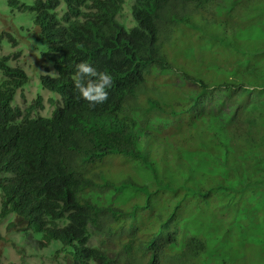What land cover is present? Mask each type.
I'll list each match as a JSON object with an SVG mask.
<instances>
[{
  "label": "trees",
  "instance_id": "16d2710c",
  "mask_svg": "<svg viewBox=\"0 0 264 264\" xmlns=\"http://www.w3.org/2000/svg\"><path fill=\"white\" fill-rule=\"evenodd\" d=\"M64 1L67 8L60 14L54 11L60 0H34L44 39H33L29 45L40 53L46 50L57 73L43 84L58 93L61 101L52 116L39 118L24 133L7 132L0 145L1 152L13 156L0 161V169L11 172L7 183L0 182V214L15 212L18 221L27 223L7 225L25 240L20 248L22 264H35L27 256L28 247L49 254L59 242L63 244L54 253L65 247L72 256L65 264H258L259 260L264 264V245L252 240L253 234L264 237V138L262 142L253 138L263 114H249L246 126L230 122L234 139L227 141L222 132L213 135L222 107L229 106L235 114L239 100L251 93L264 100V92L254 87H264V0H208L216 26L203 37V50L211 55L217 79L208 78L212 75L209 64L192 73L189 83L180 70L177 80L166 85L167 98L159 94L146 102L155 122L136 125L134 142L125 135L127 143H122L113 118L138 95L146 79L156 91L160 71L154 69L177 68L179 60L167 59L164 53L166 29L189 19L187 6L202 5L203 0H134L132 26L117 18L124 0ZM228 1L239 3L236 13L233 6H225ZM242 6L250 20L247 24L239 11ZM219 15L226 17L225 23L221 24ZM237 25L242 27L237 30ZM81 62L111 77L105 103L86 102L76 87V65ZM0 69L5 75L21 77L19 68L8 65L5 58ZM15 79L0 83V103L12 99ZM88 79L97 78L84 76L81 82L86 84ZM258 102L250 106L261 112ZM66 124L71 127L67 132ZM167 130H171L169 136ZM204 130L212 137L203 150L223 146L214 167L224 172L206 175L170 153L179 148L177 143L200 137ZM142 135L150 138L151 149L154 142L162 150H145L136 140ZM113 154L128 161L140 159L153 181L144 178L138 183L108 174L110 166L103 161ZM256 165L259 170L253 173ZM127 189L137 205L129 213L117 206ZM109 214L117 217L108 220ZM201 214L218 218L213 221L205 215L207 221L198 224ZM183 215L191 218L187 225ZM113 233L122 251L104 248Z\"/></svg>",
  "mask_w": 264,
  "mask_h": 264
},
{
  "label": "clouds",
  "instance_id": "9594fccd",
  "mask_svg": "<svg viewBox=\"0 0 264 264\" xmlns=\"http://www.w3.org/2000/svg\"><path fill=\"white\" fill-rule=\"evenodd\" d=\"M33 2L27 3L20 0H9L11 9L16 15L17 12H31L32 13V24L31 26L26 27L24 24L17 25L14 23V20L7 24L4 20V14L0 12V60L2 58L6 59L8 65L12 67H18L21 77L17 75H5L2 69H0V83L3 80L7 82L14 80V93L12 99L8 102L0 103V145L2 138L7 132L11 133H24L32 128L36 120L39 118L50 117L53 114V111L61 101V96L58 93H55L43 84L45 78L56 77V69L53 64L47 60L44 52L40 53L38 51L32 50L29 48L31 41L33 39H44L41 34L42 25L39 22V11L37 8H33ZM239 3H232L228 1L225 6H233V12ZM134 0H124L123 12L117 16L122 22L127 26L134 25L135 14L134 12ZM67 8V5L64 0H60V4L54 9V11H59L62 14ZM213 7L210 5L208 0H203L202 5L199 6H187L186 11H191V16L188 19L183 20V23L176 22L173 27L174 29H166V38L163 43L164 53L167 59L176 60L179 62L176 64V69L167 70L164 69H154L160 71V76L155 78L157 81L156 91H153L150 88V85L146 79L145 86L140 90L138 95L133 97L127 102L126 109L117 115L112 120V124L116 127L118 134L123 136L122 143H127V137L125 135H131L134 142V127L141 124H149L150 122H155V115L147 109L151 105H148L146 102L149 99L155 100L159 94L164 95L166 98L167 90L166 85L168 82L172 84L174 80H177V76L180 73V70L186 74L185 82L189 83L190 76L192 73L197 74L199 70H203L207 65L212 66V75L208 77L210 81L215 82L217 76H213V64H211V55L208 52H204L203 46L204 41L203 37L209 36V33L216 26V20L212 17L211 11ZM220 11V10H219ZM240 13L244 14V22L249 23L250 20H246L247 17L244 13V7L239 8ZM219 14V12H218ZM226 17L219 15V20L221 24L225 23L224 20ZM236 24L239 23L237 17L234 18ZM242 22V20L240 21ZM244 23V25H246ZM242 26L237 25V30ZM22 32L23 34H20ZM202 33V34H201ZM230 33V32H229ZM244 35V34H243ZM242 34H238V40L241 41ZM180 40H185L188 42H193V46H189L188 49L180 50L178 47H175V44ZM77 76L75 77L76 87L79 89L81 95L86 98V102L91 104H102L108 100L109 95L105 91L106 85H108L111 77L105 72H98L97 69L91 66L87 62H81L76 65ZM84 76L87 77H96V80L88 79L87 83H82ZM48 94L49 104L52 106V110L49 113L42 111L43 108V95ZM244 100L246 103H244ZM239 100V103L236 105L238 112L235 114L231 113L229 106H224L221 108V111L218 112L216 117V129L214 134L222 132L226 136L224 137L227 141L231 138L236 137V133L232 132V127L230 122L238 123L241 125V121H246V115L244 118H241L240 113L251 112L256 113L257 115L263 114L262 103L258 102V109H261V112L253 109L250 104L256 101H261L262 97L258 93H251L248 96H245ZM252 101V102H250ZM254 111V112H253ZM236 116V118H235ZM235 118V119H234ZM204 129L200 127V130ZM71 130L69 124L65 125V131ZM171 130L165 131L167 136L170 135ZM174 134V132H171ZM212 133L209 134L207 130L202 131L201 136L194 138L189 141H180L177 143L178 149H174L170 152L173 157L177 160H188L190 164L197 167L201 173L209 175L212 171H222V167L218 170L215 169L214 164L217 162V152L223 148L211 147L210 150H203L210 141ZM139 145L145 147V150H150V152H157L162 150V146H156V143L153 142V148L151 149L149 145L151 140L147 135H142L141 137L136 138ZM256 143V140H252V145ZM195 155L191 161L188 159V156ZM13 156L10 152L4 151L1 152L0 148V161L5 159H11ZM104 165H109L110 170L108 174L118 175L121 179H131L136 180L138 183H142L145 178L148 183H151L152 173L150 171L144 170V166L141 163V160L138 158L132 157L131 161L121 158L115 154L109 155L103 161ZM158 177L157 175H155ZM11 177V172L4 171L0 169V182H8ZM164 178V176H163ZM163 178L161 180H163ZM201 178V176H200ZM160 180V181H161ZM118 181V180H116ZM131 190L127 189L124 194L119 196L117 199V206L120 209L126 210L127 213L131 212L136 208L137 205L133 204ZM2 208V188L0 185V211ZM207 215L213 221L218 218L215 214H201L198 216V224L201 221H207ZM117 217V215L109 214L108 220ZM0 219H3L4 223L9 224L10 221H16L19 225L27 224L24 221H18V215L15 212H11L6 216L0 214ZM191 222V218H185L182 216V221L187 225V221ZM6 225V226H7ZM209 233V232H208ZM213 233L215 235H220L221 231L214 229ZM117 234H111L104 248H107L110 252L122 251V244L120 240L116 239ZM263 239V241H262ZM252 240L258 241L264 245V237H259L256 234H253ZM25 241V240H24ZM23 241V242H24ZM35 241V240H34ZM91 243H96V240L91 241ZM63 244L59 242L51 251V256L54 259H57L59 255H63L64 260L61 264H65L68 261V257L71 254L69 253L68 248L61 247V252L56 254L54 253L56 247ZM39 249L37 247H33ZM241 252L244 253V250L241 249ZM260 260L258 261L259 264ZM251 264V263H250Z\"/></svg>",
  "mask_w": 264,
  "mask_h": 264
},
{
  "label": "rangeland",
  "instance_id": "374dc122",
  "mask_svg": "<svg viewBox=\"0 0 264 264\" xmlns=\"http://www.w3.org/2000/svg\"><path fill=\"white\" fill-rule=\"evenodd\" d=\"M22 2L32 3L33 0H20ZM0 12L4 14L3 20L10 24L13 20L14 23L17 25L24 24L26 27L31 26L32 24V13L31 12H17L16 15H14L13 10L11 9L9 0H0ZM261 12L257 10L256 15L260 14ZM258 16V15H257ZM256 16V17H257ZM255 17V18H256ZM1 18V16H0ZM20 34H23L20 32ZM193 42H188L185 40H180L175 44V47H178L180 50L182 49H188L189 46H193ZM252 83H255L257 85L256 81H252ZM256 87L257 91L264 92V87L261 86H254ZM48 94L43 95V108L42 111L45 113H49L52 110V106L49 104L48 101ZM262 103V109L264 111V100L262 99L259 101ZM246 115V121H241L242 126L247 125V119L249 114L251 112H243L240 113L241 118H244ZM264 117V113L262 115ZM236 118V116H235ZM234 118V119H235ZM254 139L257 141L262 140L264 138V120L262 122V125L255 131V134L253 136ZM262 142V141H259ZM257 143H254L252 147H256ZM259 164V163H258ZM258 165L255 166L254 169H252V172H258ZM7 223L3 222V219H0V264H22V259H24V254L21 253V244L23 243L24 239H21L19 237V234L7 229ZM22 227V226H20ZM35 242V241H33ZM28 258L35 262V264H61L64 260L63 255H59L57 259H54L51 256V253L46 254L45 251H42L41 249H35L28 247Z\"/></svg>",
  "mask_w": 264,
  "mask_h": 264
}]
</instances>
